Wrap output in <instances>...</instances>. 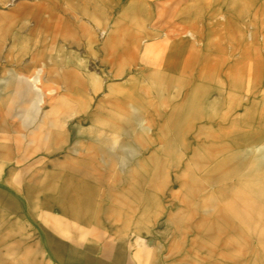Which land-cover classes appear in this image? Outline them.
Here are the masks:
<instances>
[{
	"label": "bare ground",
	"instance_id": "1",
	"mask_svg": "<svg viewBox=\"0 0 264 264\" xmlns=\"http://www.w3.org/2000/svg\"><path fill=\"white\" fill-rule=\"evenodd\" d=\"M181 14L192 17L190 19L197 29L199 13L196 8L191 10L186 7ZM232 24L230 32H223L221 28L203 29L200 25L194 40L206 50L201 54L189 41L158 46L161 55L153 61L155 67L143 73L163 83L158 87L161 93H183L180 99L146 102L149 89L142 87L143 92L139 94L136 89L140 88L134 85L125 88L118 85L120 91L123 89L118 95L95 98L101 88L85 80L77 70L64 68L60 63L50 69H58L57 79L66 89L64 92L58 90V95L71 100L73 108L67 105L59 107L55 118L44 120L45 125L32 126L27 133H21L18 123L0 119V131L4 132L0 133V264H53L54 261L65 264H131L127 258V241L121 240L117 244L111 241L117 237L115 231L107 236H97L96 246L84 245L80 238L84 237L91 224L104 227L106 218L121 222L120 234L127 235L130 214L133 212L130 196L134 192L139 204L135 229L139 246L132 254L135 258L151 256L140 240L147 232L141 210L142 193L137 188L134 191L131 185L125 186L124 192H117L110 183L120 179L114 170L116 166L126 172V179L130 182L131 171L127 168V162L134 154L140 153L135 162L140 167L154 156L141 152L146 141H149L146 132L153 124L140 112L132 111V107L139 111L149 109L152 113L162 108L172 116H193L196 120L205 117L207 122L204 125L190 126L189 130L194 128V133L189 137L184 133L187 126L177 125L170 136H164L165 143L170 145L179 141L182 152L190 153L188 159L201 172L200 177L191 180L195 190L234 178L224 187V192H230L232 199L223 208H218L214 202V192L208 190L204 194L209 199L205 205L206 210L213 211V215L193 219L194 211L190 212L189 223H185L187 229L183 231L193 234L188 238L186 251L191 253L198 248L205 253L220 254L218 256L230 264H245L243 258L247 253L256 255V244L255 247H247L249 239L246 231L251 232V238L257 239L264 248V143L256 154V143L263 137V132H256L255 129L220 142L209 128L214 119L205 112L206 107H213L225 108L227 113L228 109H234L229 100L233 93L244 92L247 96L256 93V76L254 78L251 64L247 63L248 58H256V55L245 53L238 21L235 19ZM159 27L165 32L166 41L176 31L169 22ZM260 38L258 45L264 46V32ZM137 48L135 43H127L121 46L119 56L106 44L101 46L106 54L112 56L110 61H113V65L125 59L134 61ZM234 54H238V59L230 58ZM99 61L107 63L105 57ZM101 73L109 72L104 70ZM199 80H207L209 84L200 85ZM214 95L225 96L226 102H209L208 99ZM244 105L241 102L235 107L244 109ZM70 112L78 113L81 120L93 121L109 131L119 132L121 138L119 135L111 137L115 142L120 139L116 151L97 145L96 142L105 143L108 140L105 133L89 130L86 138H81L79 135L82 131L78 129L74 141L79 148L70 149L64 159L55 162L31 160L34 150L42 149L45 143L66 140L63 131L48 128L46 124L64 127L66 118L71 116ZM25 116V122L30 120L29 116ZM26 125H31V122ZM34 128L39 130L35 135L32 134ZM8 131L11 133H6ZM190 138L194 142L193 147H188ZM136 146L140 148L139 151ZM20 150L26 153V158L16 156ZM108 168L112 169L111 173ZM17 174L25 182L17 179ZM139 185L142 186L141 183ZM180 191L181 188L174 193L180 203L186 204V201L180 200ZM228 212H233L238 220H232ZM18 213L25 219L22 225ZM182 216L179 211L170 213L169 218L179 227L184 220ZM231 232L236 233L239 239L226 238ZM86 250H98L101 257L94 258ZM162 254L159 250L155 257ZM107 257L113 260L107 262L104 260Z\"/></svg>",
	"mask_w": 264,
	"mask_h": 264
},
{
	"label": "rangeland",
	"instance_id": "2",
	"mask_svg": "<svg viewBox=\"0 0 264 264\" xmlns=\"http://www.w3.org/2000/svg\"><path fill=\"white\" fill-rule=\"evenodd\" d=\"M186 7L191 10L196 8L198 11L197 29L190 19L192 17L181 14ZM235 19L242 31L240 37L245 43V53L256 55V58L251 56L247 59L254 78L256 76V93L252 92L248 96L244 92L233 93L229 100L234 109H228L227 113L225 108L213 107H206L205 112L214 119L209 128L220 142L255 129L256 132L262 131L263 137L256 143L257 154L259 147L264 143V46L258 45L260 35L264 32V0H0V119L8 123H18L21 133H27L32 126L45 125L44 120L55 118L59 107L67 105L73 108L71 100L58 95V90H66L57 79L58 69H50L60 63L64 68L77 70L85 80L97 84L101 89L95 98L101 99L109 94L118 95L123 90L120 91L118 85L124 88L134 85L140 88L136 89L139 94L143 92L142 87L149 89L146 102L160 103L164 100L180 99L183 93H161L158 87L163 83L143 73L155 67L153 61L161 55L158 46L189 41L199 54L204 53L206 50L194 40L200 25L203 29L221 28L223 32H230ZM155 21L157 23L152 25ZM165 22L176 28L168 41L165 32L159 27ZM127 43H135L138 46L134 61L125 59L122 63L113 65L110 53L106 54L101 49V46L106 44L120 56L121 46ZM101 57H105L107 63L99 61ZM238 57V54L230 56L232 60ZM104 70L109 73H101ZM199 84L207 85L209 82L199 80ZM88 95L91 96V93L88 92ZM208 101L226 102V97L214 95ZM241 102L245 104L244 109L236 108ZM131 110L140 112L152 122L153 126L146 132L149 141H146L141 152L154 156L140 167L135 164L140 153L134 154L127 162V168L131 171L130 182L126 179V172L116 166L114 170L118 172L120 179L110 183L117 192H124L125 188L131 185L134 191L137 188L142 193L141 210L147 232L140 240L145 249L151 252V256L135 258L132 254L139 246L135 231L136 210L139 204L135 192L130 196L133 212L130 214L127 235L120 234L121 222L106 218L104 227L95 224L88 226L80 242L96 246L97 236H107L115 231L117 237L111 241L114 244L121 240L127 241V258L131 264H230L226 259L219 257L220 254L205 253L198 248L188 253V238L193 232L184 231L187 229L185 223L190 220L191 211H194L193 219L213 215V211L206 210L205 204L209 200L204 195L206 191L214 192V202L218 208H223L225 203L232 199L230 192H224V187L232 183L234 178L195 190L192 178L200 177L201 172L196 170L194 162L188 159L190 153L182 152L183 147L179 141L166 145L164 140V136H170L179 124L187 126L184 133L189 137V134L194 133V128L189 130L190 126H202L207 122L206 118L196 120L193 116H172L162 108L157 113H152L149 109L139 111L140 109L133 107ZM25 115L29 116L30 120L25 122ZM80 117L78 113L71 114L66 118L64 127L46 124L48 128L63 131L66 140L45 143L42 149L34 150L30 156L31 160L45 159L55 162L64 159L70 149L79 148V144L74 141L78 129L82 131L79 135L81 138H86L89 130L105 133L108 140L105 143L96 142L97 145L116 151L120 139L115 142L111 137L119 135L121 138L119 132L109 131L93 121L81 120ZM28 122H31V125H26ZM38 131L34 128L32 134L35 135ZM187 143L188 147L194 146L191 138ZM136 149L139 151L140 148L136 146ZM16 156L27 157L23 150L17 151ZM108 169L111 173L112 169ZM156 169L160 171L156 172ZM16 178L25 182L21 175L17 174ZM180 188V200L186 201V204L180 203L174 193ZM179 211L183 215L184 223L176 227L169 215ZM228 214L232 220H238L233 212ZM18 218L22 225L25 219L21 213H18ZM246 232L249 239L247 247H255L256 244V255L250 256L247 253L243 258L245 264H264V248L257 239L251 238V232ZM228 236L239 239L234 232L229 233L226 238ZM157 249L163 252L162 256L155 257L158 255ZM86 252L94 258L101 257L98 250ZM104 260L111 262L113 259L107 257ZM53 264L65 263L54 261Z\"/></svg>",
	"mask_w": 264,
	"mask_h": 264
}]
</instances>
